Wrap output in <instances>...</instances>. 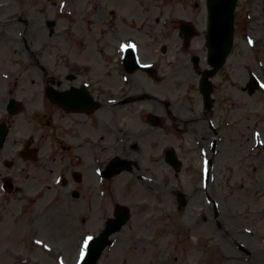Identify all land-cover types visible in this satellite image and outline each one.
Masks as SVG:
<instances>
[{
	"label": "rangeland",
	"instance_id": "rangeland-1",
	"mask_svg": "<svg viewBox=\"0 0 264 264\" xmlns=\"http://www.w3.org/2000/svg\"><path fill=\"white\" fill-rule=\"evenodd\" d=\"M60 1L52 0L53 11L46 15L57 22L53 36L42 29L38 33L39 57L94 58L107 21L98 17L100 1L64 0L66 5L59 7ZM101 4L116 10L120 20L138 22L135 27L148 19L155 24L159 18L155 29H164L168 38L160 43L170 49L164 55L157 44L155 49L144 42L141 53L159 65L161 73L171 74L162 85L154 79L143 85L158 98L151 97L147 108L161 122H141L143 111L131 105L121 108L120 120L101 122L97 156L86 158L96 167H87L90 178L84 182L107 188L100 195L102 220L115 203L131 210L130 220L113 234L99 264H214L216 258L218 264H264V0L238 1L235 42L212 78L215 102L208 111L199 88L201 73L208 67L206 0H101ZM44 18L41 15L40 22ZM181 20L191 21L197 29L190 48L173 29ZM194 54L200 57L199 72L191 61ZM252 73L263 87H254ZM112 113L108 108V115L102 110L101 116L111 118ZM167 147L176 150L181 169L167 162ZM205 151L211 160L206 185ZM118 155L136 159L134 171L117 175L122 176L120 186L114 176L105 180L106 186L96 184V168ZM176 190L185 193L184 206L178 204ZM17 206L13 200L2 207L0 188V264H76L85 239L102 226L95 216L87 217L84 228L78 225L79 217L66 218L62 213L47 218L39 205L31 229Z\"/></svg>",
	"mask_w": 264,
	"mask_h": 264
},
{
	"label": "flooded vegetation",
	"instance_id": "flooded-vegetation-1",
	"mask_svg": "<svg viewBox=\"0 0 264 264\" xmlns=\"http://www.w3.org/2000/svg\"><path fill=\"white\" fill-rule=\"evenodd\" d=\"M99 1L98 17L107 21L100 31L95 57L81 60L66 55L55 61L40 58L37 50L41 29L48 32L49 38L54 34L47 17L39 20L51 10L52 0H0L2 207L15 200L21 218L29 221L31 229L39 205L47 218L62 213L66 218L79 217L81 228L85 227L87 217L102 220L103 189L84 182L90 177L87 167H96V162L87 163L86 158L88 154L97 156L101 122L120 120L119 109L128 105L135 109L142 98H151L143 85L153 79L162 85L163 78L171 74L161 73L157 64L147 69L130 68L123 52H119V44L125 38L136 40L140 50L142 43L149 42L161 51L160 40H167L168 36L163 28L155 29L159 18L154 20L155 24L148 19L135 27L138 22L118 19ZM175 26L173 29L180 35L178 24ZM150 54L155 56L153 49ZM148 59L142 53L141 61ZM108 108L114 111L111 118L102 117L101 111L108 115ZM126 118L131 117L127 114ZM104 191L107 193V188ZM115 206L116 203L107 216L113 214Z\"/></svg>",
	"mask_w": 264,
	"mask_h": 264
},
{
	"label": "water",
	"instance_id": "water-1",
	"mask_svg": "<svg viewBox=\"0 0 264 264\" xmlns=\"http://www.w3.org/2000/svg\"><path fill=\"white\" fill-rule=\"evenodd\" d=\"M237 0H217L214 2L209 1L210 4V16L211 26L209 31V42L210 55L209 60L213 65V69L206 70L205 76L202 82V89L205 93L208 104L211 103L210 94L212 92V81L210 76L216 74L217 70L223 65L226 60L227 54L232 47V36H233V11ZM188 35L190 36L194 29L192 26L185 25ZM137 60L136 55L132 56L130 62L135 63ZM66 104V103H64ZM167 157L169 161L178 166L176 155L171 149L167 150ZM127 162L112 161L106 170L108 174H114L121 169L125 168ZM179 201L184 203L182 193H180ZM117 217L109 219L107 227L104 231L96 238H94L89 246L88 254L84 264H98V260L108 243L111 242L110 235L121 229L129 218V210L127 207L119 205L117 208Z\"/></svg>",
	"mask_w": 264,
	"mask_h": 264
},
{
	"label": "bare ground",
	"instance_id": "bare-ground-1",
	"mask_svg": "<svg viewBox=\"0 0 264 264\" xmlns=\"http://www.w3.org/2000/svg\"><path fill=\"white\" fill-rule=\"evenodd\" d=\"M78 26H80L79 24H78ZM78 26H75V27H77V28H79ZM85 47H87L88 45H84ZM166 81L167 79H164L163 78V81ZM164 81V82H165ZM154 97V96H153ZM147 100H149V99H146V98H142V100H140V101H138L135 105H134V107H135V110H144L146 107H148L149 105H148V103H147ZM173 124H177L178 125V123L177 122H174L173 121ZM204 155H205V157L206 158H208L209 157V153L207 152V151H205V153H204ZM121 157H124V158H128V155H120ZM157 158V160H158V158L159 157H156ZM132 171H134V170H132ZM117 175L118 174H116L114 177H117ZM90 178V177H89ZM122 179V176L120 175V176H118L117 177V179H116V182H117V184H118V186H120L119 185V183L122 181L121 180ZM90 182V181H89ZM96 182L98 183L99 182V180L98 179H96ZM226 259H228V257L226 258ZM218 262H219V260L216 258L215 260H214V264H218ZM84 263V262H83ZM82 263V264H83Z\"/></svg>",
	"mask_w": 264,
	"mask_h": 264
},
{
	"label": "snow or ice",
	"instance_id": "snow-or-ice-1",
	"mask_svg": "<svg viewBox=\"0 0 264 264\" xmlns=\"http://www.w3.org/2000/svg\"><path fill=\"white\" fill-rule=\"evenodd\" d=\"M250 43H251V41H250ZM130 47H135V45H130ZM92 239V237H87L86 239H85V241H84V245H83V249L81 250V259H83L84 258V254H85V252H84V250H86L87 248H88V243H89V241Z\"/></svg>",
	"mask_w": 264,
	"mask_h": 264
}]
</instances>
